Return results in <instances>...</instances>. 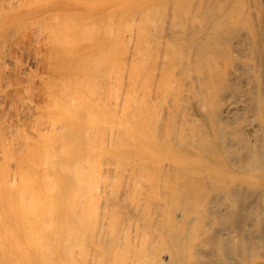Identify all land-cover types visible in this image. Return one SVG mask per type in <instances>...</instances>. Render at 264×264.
<instances>
[{
  "label": "bare ground",
  "instance_id": "1",
  "mask_svg": "<svg viewBox=\"0 0 264 264\" xmlns=\"http://www.w3.org/2000/svg\"><path fill=\"white\" fill-rule=\"evenodd\" d=\"M168 1L171 2V0H168ZM181 1L182 0L178 1L179 2L178 3L174 0V2L172 1L173 3L169 2L167 4V0H13V1L12 0L11 1L10 0H0V32H1L0 33V37H1L0 41L5 39V38L9 39L10 37H8V35H6L7 37H5V38H3V37L5 36V34H9V36H10L12 34L11 32H13V34H14V29L16 32V30H18V29L20 30L21 27L24 28V26L26 27V25L30 27L31 22L32 23H31L30 29H32L33 23L38 24L37 26L41 27L39 29V32L41 29H43V31H44V32H40L39 36L41 34H42V36H43V34L46 35V41L47 42L46 41H44V42L47 45H49L48 47H50V49H48V50H50L51 53H49V51H48L47 54L49 53L51 55L50 58L52 57V63H50L51 74L53 73L52 71H55V73L60 74V75L56 74V76L54 78H50L49 81H47L49 83L46 82L48 85L45 84L46 85L45 87L48 86L47 87L48 89H46V92L44 91V93L46 94L47 90H49L47 93L48 97H46L48 99L46 100L47 103H44L45 106L43 105L44 108L42 109V112L44 114L41 116V113L38 112V115L40 114V117L38 116L39 117L38 118L35 116L36 119H34L35 121L33 120L35 123L32 127V131L34 130L33 132L28 129L30 132H27V134H25L24 132L26 131V129L23 132L22 131L23 129H18V127H16V129H18V130L11 128L12 126L9 125L10 121H8L9 124H7V125L5 124V125H6V127L8 126L9 132H7V134L9 135L10 133H12V136L10 134L11 138L10 139H8V137L6 138L7 134L5 132H3L6 128L5 125H3L5 128L2 131H0L3 134L4 133L6 134L5 136L0 135L1 136L0 137V264H89V263L90 264H151V263L154 264L157 260H160L159 250H156L157 247H155L156 249L155 248L153 249L154 246H151L153 244L152 242L155 241L156 239L154 240V236L152 235L153 230L152 231L148 230V227H149L150 223H155L154 221H157V223L158 222L161 223V221H163V222L168 221L167 220V205H168L167 200H168V198L170 199V197L167 198V192H168V190H167V188H168L167 177L169 174V173H167V166H168L167 165V148H168L167 147V125H168V123H167L168 122V120H167V118H168L167 117V105L169 106V108H172V107H170V106H172V104L171 105H169V104L171 102L173 104L175 103L173 105V111H174V114L177 115V111H178L177 108L180 105V102L182 103V101H183V100L181 101V99L183 98L184 95H187V94H189L188 92H190L189 88H188V87H190V84H188V83H190L192 81V77H193V80L195 79V77H194L195 75L190 77V71L191 70L188 66L189 65L188 63H190V62H186L188 60V58L186 57L187 58V60H186V58L184 56V52L186 53V50H183L180 48L178 49V47L181 46L180 43L183 42L182 41L183 39L182 40L180 39L181 41L179 40L180 46H176L177 47L176 48L173 45L176 40H173L174 41L173 44H172V42H170L171 43L170 44V43H168L169 41H167L168 37L166 38V36H165V38H166L165 40L160 38L163 29L166 28L168 30V27L166 26L167 20H169V17H168L169 14H171V13L173 14V12H170L171 10H173L172 9L173 7H174V9H176L175 11L173 10L176 14V15H174V14L173 15L176 17H174V16L172 17V14L170 15L171 16L170 17L171 22L173 20L172 25H170L171 24L170 20L168 21V25L171 26V28L169 27V29H171V30H172V28L178 29L182 25L181 28L184 31V26L182 23L185 22V20H186L185 18H187L186 21H189V23H190V19H188V18H191L190 16L193 13L195 14L194 17H197L198 14L196 15V12L198 10H195L196 12L193 11V13H190V14L187 13V12H190L189 9H191V6H193V3H191V0H188L191 3V6H189L190 4L188 2L186 4L184 0L182 1L183 4L185 3L186 6L189 4L187 6L188 7L187 11L184 10L186 7L182 6L183 4L181 3ZM195 1H197L199 3V1H201V0H199V1L195 0ZM202 1H204V0H202ZM210 1H212V0H210ZM235 1H238V0H235ZM239 1L242 2L243 0H239ZM253 1H251V2H253ZM197 2H194V3L197 4ZM222 2H225V0H223ZM222 2H220V4ZM247 2H248V0H247ZM205 3H206V0H205ZM238 3L236 2L235 4L242 5L241 3H239V4ZM174 4H176V8H175ZM196 4H195V8H193V10L199 9L198 7H200L201 11L205 9V8L202 9L204 7V6L202 7V4L200 6L197 5L198 7H196ZM210 4L212 5L213 3H210V2H209V4L207 3L208 7L210 6ZM229 4H230V2H229ZM221 5L223 6V3ZM240 5L236 6V7L240 8L241 7ZM252 5H255V4H252ZM169 6L171 7V9L168 12ZM227 6L229 7L230 5H227ZM179 7H180L181 11H180ZM182 7H184V8L182 9ZM256 7L257 6H255V8ZM209 8H211V7H209ZM213 8L220 9L222 7L219 8V7L213 6ZM248 9L250 11H252L250 9V7H248ZM182 10H184V15L185 14H186V16L189 15V17L184 18L183 16H181L180 13L183 15ZM237 10L239 12L242 11V9L241 10L236 9V11ZM178 11H179V13H177ZM213 11H212V13H213ZM216 11H218V10H216ZM224 11H226V10H224ZM231 11H233V10H231ZM231 11L228 12V15L225 14L226 17L225 16L223 17V18H227V16H228L230 18V20L228 18H227L228 20L225 19L227 22L224 20L227 24H228V21H229V23L231 22L230 24H233L232 22H234V21H232V17L230 16ZM236 11H235V13H236ZM191 12H192V10H191ZM205 12H206V10H205ZM209 12H210V10H209ZM202 13H204V12H202ZM255 13H256V11H255ZM255 13H254V15H256ZM199 14L201 15L200 11H199ZM207 14H208V11H207ZM239 14L240 13L235 14L236 17L233 16L234 20H236L235 18H238L237 15H239ZM249 14H251V13H249ZM249 14L247 12V15H249ZM177 15H178V17L179 16H181V17L178 18ZM202 16H203V14L200 16L201 18L199 17L201 20L203 18H205ZM221 16H222V13H221ZM242 16H244V15H242ZM245 16H246V14H245ZM253 16H251V17H253ZM192 17H193V15H192ZM251 17L250 18L248 17L249 18L248 19L246 16V18L248 20H250ZM258 17H259V14H258ZM166 18H167V20H166ZM180 18L183 20L185 19V20L183 21ZM241 19H242V17L239 19L241 22L244 21L243 20L244 18L242 20ZM28 20H30V21H28ZM165 20H166V22H165ZM192 20L193 19H191V21ZM27 21H28V23L29 22L30 23L27 24ZM205 21H206V19H205ZM221 21H222V18H221ZM196 22L197 21L195 20V23ZM215 22L218 23L216 20H215ZM223 22L221 24H223ZM189 23H188V25H189ZM202 23L199 22L200 25H203ZM257 23L260 24V22H257ZM162 24L163 25L165 24L166 27L163 26ZM204 24H205V22H204ZM227 24H226V26H227ZM238 24H239V21H238ZM241 24H243V22ZM252 24H254V23H252ZM255 24H256V22H255ZM212 25H213V23H212ZM234 25H236V23ZM244 25L247 26L248 24L246 25L244 23ZM37 26L36 25L33 26V27H36L35 30L38 28ZM162 26L164 27L163 29H162ZM220 27H222V26H220ZM239 27H241V26H239ZM239 27H237V28H239ZM251 27L254 28L255 26H251V24H250V30L252 29ZM185 28L187 29V27H185ZM213 28H215V27H213ZM227 28H228L227 29L228 31L230 28L232 29V27H227ZM166 29L164 31H166ZM211 29H212V27H211ZM225 29H226V27H225ZM231 29H230V31H231ZM240 29H238V30H240ZM244 29H243V31H244ZM254 29H257V27ZM28 30H29V28H28ZM33 30H34V28H33ZM33 30H32V32H33ZM219 30H218V32H219ZM222 30H224V29H222ZM234 30H232L233 34H234ZM247 30L249 31L248 27H247ZM25 31H27V30H25ZM164 31H163V33H164ZM191 31H192V29H191ZM21 32H22V28H21ZM35 32H38V29ZM259 32L260 31H258V33ZM195 33H193V35ZM35 34L38 35V33H35ZM173 34H175V33H173ZM181 34H182V32H181ZM36 35H33L32 39L38 37ZM163 35L164 34H162L161 37H163ZM176 35H178V33H176L175 36ZM229 35L231 37L230 32H229ZM170 36H172V35H170ZM218 36H220V35H218ZM235 36H237V34ZM254 36H253V38H254ZM205 37H207V36H205ZM221 37L223 38V36H221ZM225 37H226V35L224 36V39L227 40V38L229 36L227 38H225ZM230 37H229V39L233 40V36H232V38H230ZM190 38H191V36H190ZM254 40H256V39H254ZM40 41H42V40H40ZM178 42L176 41L175 44H178ZM215 42L216 41L214 40V43ZM217 42H219L218 39H217ZM1 43L2 42H0V44ZM3 43L5 45V41ZM3 43L1 46L4 48ZM198 43H199V41H198ZM214 43H210V44H214ZM169 44L171 45V47H174V48L171 49ZM210 44H209V47H210ZM218 44L216 43V45H218ZM229 45H230V42H229ZM2 47H0V54H1V51L4 50ZM160 47L163 50V54L161 53V55H159L160 53L159 54L157 53V50H160L159 49ZM168 47H170V49H171V50L169 49V51L171 52V55L168 53L169 52L167 49ZM204 47H205V45L203 46V48ZM259 47H261V46H259ZM190 48L192 50L194 48V46H193V48L192 47H190ZM210 48H213V47H210ZM220 48H221V46H220ZM224 48H223V50H224ZM254 48H253V50H256ZM174 49L183 50L184 52L181 51L182 52L181 53V52H178L177 50H174ZM231 49H229V47H227V51L229 50V52H230ZM198 50L200 51V49H198ZM216 50H218V49H216ZM199 51H197V52H199ZM259 51H260V49H259ZM263 51H264V48H263ZM2 52H4V51H2ZM160 52H161V50H160ZM193 52H195V51L193 50ZM222 52H225V50ZM222 52H221V54H222ZM167 53L170 55V58H171L170 65L172 66L171 69H169L170 67L168 68L169 70H171V71L168 70V73H167V62L170 61V58L167 56ZM192 53L191 54L189 53L190 55H188V56H191ZM252 53L255 55L254 52H252ZM258 53L259 52H257V54ZM3 54H5V53H2L1 55H3ZM210 54H208V56ZM223 54H225V53H223ZM226 54L229 57L228 52ZM245 54L246 53H244V55ZM218 55L219 54L217 53L216 58ZM246 56H248V55H246ZM246 56H245V58H246ZM167 57H168L169 61H167ZM214 57H215V55H214ZM219 57L220 56H218V58ZM234 57H236V56H234ZM257 57L258 56L256 55V58ZM216 58L213 60L217 61L216 62L218 64L217 66H219L218 62L220 60L218 59L219 60L218 61V60H216ZM222 58H220V59L222 60ZM251 58H252V56H251ZM236 59H237V57L234 58L233 59L234 61L232 60V62L235 63ZM191 60L192 59H190V61ZM241 60L243 61L244 59H241ZM203 62H204V59H203ZM229 62H230V59H229ZM249 62H250V60H249ZM186 63H187V65H186ZM261 63H262V61H261ZM226 64L230 65L227 62H226ZM243 64L246 65L245 62ZM199 65H200V63H199ZM247 65H248V63H247ZM186 66H188V67H186ZM210 66L213 67V65H210ZM222 66H223V64H221L219 67H222ZM196 67H197V65H196ZM257 67H258V64H257ZM225 68H222V69L220 68V69L223 70ZM254 68H256V67H254ZM260 68H261V66H260ZM234 69H235V67H234ZM258 69H259V67H258ZM221 70H220V72H221L220 74H222ZM195 71H197V70H194V73H195ZM211 71H212V69H211ZM261 71H262V69H261ZM176 72H177L176 75H179L182 73L181 74L182 78H180V79H182V81L180 80V82H182V83L180 84V82H179L180 85L178 87H174L172 85L174 87L173 88L171 86L172 83L169 84V82L173 81V80H171V78L173 79V76ZM178 72H180V73H178ZM192 72H193V70H192ZM206 72L208 74V71H206ZM55 73H53V74H55ZM227 73H229V72H227ZM227 73H224V74H227ZM224 74H222V75H224ZM260 74H261V72H260ZM217 75H219V70H218ZM249 75H251L250 72H249ZM261 75H264V74H261ZM212 76L213 75H211V77ZM198 77H200V76H198ZM222 77H224V76H222ZM225 77H226V75H225ZM167 79H168V81L170 79V81L167 82ZM187 79H190L191 81L188 82ZM212 80H214V79H212ZM196 81L198 82V80H196ZM196 81H193V82H196ZM214 81H217V80L215 79ZM174 82H176V81H174ZM193 82H191V83H193ZM218 82L221 83L220 80H218ZM196 83H195V85H196ZM215 83L216 82H214V84ZM224 83H225V81H224ZM214 84H213V86H214ZM236 84L237 83H235V85ZM216 85L217 84H215V86ZM191 86H193V85H191ZM207 86H208V84L205 87H207ZM209 86H210V84H209ZM211 86H212V84H211ZM215 86H214V88L216 89ZM222 86H223V84H222ZM249 86H250V84H249ZM258 86H259V83H258ZM199 87H201V86H199ZM231 87H233V86H231ZM254 87H255V85H254ZM222 88H224V87H222ZM209 89H211V87ZM228 89L229 88L225 89L226 92H228L227 91ZM192 90H193V88H192ZM23 91H25V89ZM28 91H29V89H28ZM211 91H209V92H211ZM253 91H255V90H253ZM213 92H215V91H213ZM234 92L235 91H233V93ZM260 92H262V91H260ZM223 93H225V92H223ZM170 95L172 96L171 98H173L174 100H171V98H170L169 100H171V101L167 102V97ZM212 95H213V93H212ZM212 95H211V97H212ZM234 95H235V93H234ZM201 96H203V95H201ZM241 97H243V96H241ZM21 98L24 99L23 97H21ZM21 98L19 99V101L21 100ZM189 98H190V96H189ZM230 98H231V96H230ZM237 98H238V96H237ZM256 98H257V96H256ZM223 99L224 98H222V100ZM253 99H251V100L253 101ZM22 101L28 102L29 100H22ZM223 101H225V99ZM240 101L242 102V100H240ZM246 101L247 100H245V102ZM195 102H196V100H195ZM243 102H244V100H243ZM29 103L31 104V102H29ZM167 103H169V104H167ZM204 103H203V106H205ZM220 104H222V103H220ZM21 105H22V103H21ZM24 105L26 106V104H24ZM199 105H201V104H199ZM237 106H238L237 99L228 103L226 105V107L224 106L225 107L224 110H225V112H227L225 115L228 114V111L231 108L237 107ZM21 107L22 106H20V108ZM40 107H42V106H40ZM248 107H250V106H248ZM184 108H185V106H184ZM252 108H253V104H252ZM18 109H17V111L19 112ZM24 109H26V108H24ZM24 109H22V110H24ZM28 109H29V107H28ZM216 109H218V108H216ZM233 109H236V108H233ZM39 110L40 109H38V111ZM170 110H172V109H170ZM185 110H183V111H185ZM187 111H185V112H187ZM20 112L22 113V111H20ZM185 112H183V113L181 112L179 119L176 116V120L177 121L179 120L178 125L182 126L184 123H190V120H191V122H193V120H194V122H196V121L199 122L200 119L195 120L196 119V118H194L195 115L192 116V114L190 113L192 111L188 112L191 115H188V113H185ZM225 112L223 111V114ZM231 112L233 113V115L235 114L233 111H231ZM239 112H240V108H239ZM256 113L258 114L257 111H256ZM24 115H25V113H24ZM225 115H224V117L228 116V115L227 116H225ZM235 115H237V114H235ZM251 115H253V114H251ZM203 116H204V114L202 115V117ZM205 116H207L206 113H205ZM172 117H173V112H172ZM224 117H222L218 121H221ZM19 119H21V117ZM217 119L218 118H216V120ZM172 120H175V117H174V119L172 118ZM188 120H189V122H188ZM226 120H227V118H226ZM234 120H236V119H234ZM244 120H245V118H244ZM4 122H3V124H4ZM16 122H17V120H16ZM171 122L174 124L173 128L175 130V122H173V121H171ZM194 122H193V124H194ZM251 122H253V121H251ZM213 123L215 124V122H213ZM32 124H33V122H32ZM227 124H229V123H227ZM16 125H17V123H16ZM21 125H23V124H21ZM3 126H1L0 128H3ZM215 126H217V125H215ZM233 126L234 125H232V127ZM235 126H236V124H235ZM237 126H238V123H237ZM176 127H177V124H176ZM250 127H251V129L252 128L256 129V128H254L255 126H253V127L250 126ZM19 128H21V127H19ZM225 128H226V126H225ZM30 129H31V127H30ZM227 129H229V128H227ZM248 129L250 130V128H248ZM19 130H21L23 132V134H22V132L20 133ZM196 130H197V128H196ZM216 130L218 132V130H220V129L217 128ZM236 130H237V128H236ZM5 131H7V130H5ZM250 131H252L253 133L255 132L253 130H250ZM31 132L33 133V135ZM223 132L221 134H223ZM231 133H232V135L234 134L233 132H231ZM240 133L242 135H244L242 132H240ZM203 135H205V134H203ZM207 135H208V133H207ZM232 135L230 134V136H232ZM239 135L240 134H238V136ZM259 135H261V133ZM198 136H197V138H198ZM236 136H237V134H236ZM236 136L233 137L234 138L233 141H235ZM251 136H253V135H251ZM243 137L244 136H242L241 138H243ZM248 137H249V135H248ZM202 138H204V136ZM220 138H221V136H220ZM246 138H247V135H246ZM254 138H256V137H253L252 139H254ZM260 139H259V141H260ZM245 140H248V139H245ZM245 140L243 138L244 142H245ZM230 141L232 142V140H230ZM243 141H241L240 144ZM218 142H220V141H218ZM181 143H182V141H181ZM248 143L251 144V142H249V141H248ZM252 143H254V141ZM174 144H175V142H174ZM250 144H248V145H250ZM223 145H224V143H223ZM243 145H244V143H243ZM261 145H262V142H261ZM215 147H216V145H215ZM229 147L231 148V146H228V148ZM233 150L235 151V149H232V151ZM223 151H225V150H223ZM236 151H237V149H236ZM238 152L236 153L237 155H238ZM171 153H173V152H171ZM232 153H234V152H232ZM242 153H244V152H242ZM240 154L241 153H239L238 156H240ZM248 155H249V153L247 152V156ZM176 156L178 157V155H176ZM227 156L230 158V153ZM234 156L236 157L235 153H234ZM242 156L244 157L245 154H242ZM201 158H202L201 159L202 161L203 160L205 161V159L203 157H201ZM195 159H196V161L199 160L197 158H195ZM206 159H207L206 162L210 161V159H208V158H206ZM201 160H200V162H202ZM230 160H231V158H230ZM240 160H241V158H240ZM212 161L213 160H211V163H212ZM203 162H202V164H203ZM240 162H242V160ZM174 163H176V162L174 161ZM235 163H237V162H235ZM262 164H264V163H262ZM236 165L238 166V164H236ZM176 167H178V166H176ZM239 167H241V166H239ZM203 168H204V166L202 167V169ZM202 169H201V171H202ZM254 170H256V169H254ZM168 171H170V170H168ZM178 171H179V169H178ZM187 171H189V170H187ZM208 174H210V173L208 172ZM212 174H213V172H212ZM214 175H215V172H214ZM182 176H184V175H182ZM191 176H193V175H191ZM259 176H262V175L259 174ZM178 178H180V177H178ZM224 178H225V176H224ZM177 179H176V182H177ZM197 179H198V177H197ZM227 179H228V177H227ZM188 180H190V179H188ZM216 180H218V179H216ZM224 180H226V179H224ZM182 181H183V179H182ZM236 182H239V181H236ZM170 183H173V182H170ZM179 183H180V181H179ZM204 183H205V181H204ZM215 183H217V182H215ZM244 183H245V181H244ZM177 184H178V182H177ZM223 184H225V183H223ZM191 185H193V183ZM182 187H184V186H182ZM207 187H208V184H207ZM218 187H221V185ZM193 188H192V190H193ZM204 189H206V188H204ZM239 189H242V188H239ZM211 190H213V189H211ZM237 190H238V188H237ZM257 191H258V189H257ZM170 192H172V191H170ZM189 192L192 193L195 191H191V188H190ZM214 192L217 193V191H214ZM233 192H235V191L233 190ZM196 193H197V191H196ZM241 193H242V191H241ZM184 196H186V195H184ZM239 196H240V194H239ZM220 198H222V197H220ZM251 198H250V200H251ZM186 200H187V198H186ZM186 200H185V202H187ZM174 201H176V200H174ZM188 201H189V199H188ZM215 203H217V202H215ZM244 203H246V202H244ZM184 204H186V203H184ZM208 204H207V206H208ZM174 205H176V204H174ZM220 206H222V202L219 205V208H221ZM226 206H227V204H226ZM188 207H190V206H188ZM199 207H200V205H199ZM225 207H222V208H224V210H225ZM241 207H243V206H241ZM193 208H195V207H193ZM203 208H205V207H203ZM173 209H175V208H173ZM216 209H217V207H216ZM240 209H242V208H240ZM182 210H185V209H182ZM198 210H199V208H198ZM262 210H263V207H262ZM204 211H206V209H204ZM218 211H219V209H218ZM178 213H179V211H178ZM222 213H223V211H221V213L219 215H222ZM230 213L228 212V214H230ZM185 214H186V212H185ZM226 214H227V212H226ZM234 215H237V214H234ZM184 218H185V216H184ZM202 218H204V216H202ZM222 218H224V216ZM222 218H220V219H222ZM231 218H232V216H231ZM140 219H141V221H140ZM177 219L179 220V218H177ZM181 220H182V218H181ZM239 220H241V219H239ZM170 221H171V219H170ZM218 221H219V218H218ZM197 222H200V220ZM214 222L216 223V221H214ZM219 222L221 224V221H219ZM139 223L142 224L141 227H143V229L140 227ZM146 223H148V226ZM173 223H175V221ZM230 223H229V225H230ZM143 224H144V226H143ZM189 224H191V223H189ZM196 224L197 223L195 221V225ZM157 225H155V226H157ZM213 225H214V223H213ZM198 226H199V224H198ZM214 226H216V225H214ZM190 227H191V225H190ZM210 227H212V226H210ZM140 228L143 230L142 233L140 232ZM170 228H168V229H170ZM205 228H208V227H205ZM205 228L203 227L201 229H205ZM219 228H220V226H219ZM178 231H179V229H178ZM181 231H182V229H181ZM207 231H209V230H207ZM212 232H213V230H212ZM236 232H237V230H236ZM161 233L157 234L158 237L161 236L160 239L163 236H165V234H163V231ZM170 233H171V231H170ZM254 233H255V231L252 233L250 231L249 235H251V234L253 235ZM230 234H231V236L234 235L233 233L229 232V235ZM244 234H245V232H244ZM154 235H155V233H154ZM189 235H191V234H189ZM226 235H228V234H226ZM228 236H227V238L229 239ZM237 236L235 235V237H237ZM152 237H153V239H152ZM223 237H224V235H223ZM156 238H157V236H156ZM163 238H165V237H163ZM169 238L170 237L168 235V239ZM179 238L181 241V238H183V237L180 236ZM200 238L202 239V236ZM160 239H159V241L161 243L162 239L161 240ZM168 239H166V240H168ZM189 239H188V241H189ZM235 239H233V240H235ZM233 240H231L230 242H232ZM171 241H173V240H171ZM249 241L250 240H248L247 242L249 243ZM162 242H163V240H162ZM178 243H179V241H178ZM194 244L196 245V243H194ZM134 245L137 247L135 248ZM149 245L152 248L148 247ZM153 245H155V243ZM174 245H175V241H174ZM177 245L179 246V244H177ZM197 245H198V243H197ZM203 245H204V242H203ZM222 245H223V243H222ZM228 245H230V244H228ZM238 245H239V243H238ZM167 246H168V242H167ZM193 246L194 245H192V248H193ZM171 248H173V247H171ZM195 248H196V246H195ZM206 248H208V247H206ZM209 248H211V247L209 246ZM237 248H238V246H237ZM246 248H248V247H246ZM147 249L148 250L152 249L151 251L154 250V252H151V251L148 252ZM167 249H168V247H167ZM223 249H224V247H223ZM163 250H165V249H163ZM198 250H200V249H198ZM201 250H202V248H201ZM221 251H223V254L221 253L222 254L221 256L222 257L224 256V258L222 259L221 256H219L220 259L226 260V261L230 260V257H232L233 254L231 252H229L228 249L221 250ZM219 252H220V250H219ZM153 253L154 254L157 253L158 257L157 256L154 257ZM186 253H187V251H186ZM210 253H213V252H210ZM202 254H204V253H202ZM261 254H263V253H261ZM166 255H167V253H166ZM172 255H173V253H172ZM199 255H201V254H199ZM192 256L190 255V257H192ZM195 256H194V258H195ZM202 256H204V255H202ZM176 257H178V256H176ZM185 257H187V256L185 255ZM204 257H206V256H204ZM210 257L213 258V256H210ZM233 257H234V259L236 258L234 255H233ZM238 257L239 258L236 259L238 261L236 264H264V261H261L264 259V256L260 255L257 252L251 253L248 255L245 253L243 255H239ZM212 258L211 259L209 258V260H212ZM184 260H185V258H184ZM198 261H199V259H198ZM198 261H196V262H198ZM217 263L218 262L216 261V264ZM204 264H206V262Z\"/></svg>",
  "mask_w": 264,
  "mask_h": 264
},
{
  "label": "rangeland",
  "instance_id": "2",
  "mask_svg": "<svg viewBox=\"0 0 264 264\" xmlns=\"http://www.w3.org/2000/svg\"><path fill=\"white\" fill-rule=\"evenodd\" d=\"M11 1V0H10ZM13 1V0H12ZM174 2V0H171V2ZM176 2H178V1H180V0H175ZM183 1V0H182ZM181 1V3L183 4V2ZM185 1V3L187 4V2L190 4H188L189 6H191V3H193V6H191V9H189L190 10V12H187L188 14H190V13H193V11L194 12H196L195 10H198L197 12H196V15H197V17H194V13L192 14L193 15V17H192V15L190 16L191 18H188V19H190V23H189V21H186L187 20V18H185V17H189V15L188 16H186V14L184 15V10L185 11H187V9H188V5L186 6L185 5V3L182 5V6H185L186 8L184 9V10H182L183 12V15L180 13V15L181 16H183L185 19V22L187 23H185V22H183L182 24H183V26H184V31H183V29L181 28L182 27V25L177 29V28H175V29H173L172 28V30L171 29H169V27L171 28V26H169L168 25V21L170 20V15L172 14H169V20H167V18H166V20H167V27H168V30L166 29V28H164L163 26H165V24L162 26V29H163V31L166 29V31H164V33H163V31H162V33H161V36H162V34H164L163 35V37H161L160 36V38L161 39H163V40H165L167 37V41H169L168 43H170V42H172V44H173V40H176L177 42L181 39H183L182 41L183 42H181L180 43V41L178 42V44H175L176 43V41L174 42V46L176 47V46H180V47H178V49L180 48V49H183V50H186V53L183 51V50H178V49H174V50H177L178 52H184V56H185V58L187 57L188 58V60H187V58H186V62H190V63H188L189 65V68H190V77H192V76H194L195 77V79L196 80H198V82L194 79L193 80V77H192V81L190 80V79H187V81L188 82H193V81H196V82H193V83H188V84H190V87H188L189 88V91L190 92H188L189 94H187V95H184L183 96V98L181 99V101H182V103L180 102V105L178 106V108H177V110L179 111H177V115L176 114H174V111H173V105L175 104H173L172 102L169 104V103H167V104H169V105H171L172 104V106H170V107H172V108H169V106L167 105V120H168V125H167V173H169L168 174V177H167V186H168V188H167V190H168V192H167V198L168 197H170V199L168 198V202H167V220L170 222H168V221H165V222H163V221H161V223L160 222H158L157 223V221H154L155 223H150L149 224V227H148V230H153L152 231V235L154 236V240L155 241H153L152 243L154 244L155 243V245H153L152 243V245L151 246H154L153 247V249L155 248V247H157V249L156 250H159V253H160V260H157L154 264H204L205 262H206V264H216V261L218 262L217 264H236L238 261L236 260V259H238L239 257V255H243V254H251V253H259L260 255H262V256H264L263 254H264V164H262V163H264V75H261V74H264V51H263V48H264V0H248V2H247V0H243L242 2H240L239 0L238 1H235V0H225V2H222L221 0H212V1H210V0H206V3H205V0L204 1H199V3L197 2V1H193V0H191V3L187 0H184ZM251 1H253V2H251ZM170 1H168L167 0V4L169 3ZM170 2V3H171ZM172 2V3H173ZM175 2V3H176ZM194 2H197V4L196 3H194ZM201 2V3H200ZM209 2L210 3H213L212 5L214 6V7H222V8H220V9H216V8H213V6L210 4V6L209 7H211V8H209L208 7V5H207V3L209 4ZM215 2V3H214ZM220 2H222L223 3V6L220 4ZM229 2H230V4H229ZM232 2V3H231ZM241 3L242 5H240L239 3V5L242 7H236V6H239V5H237V4H235V3ZM255 2V3H254ZM14 3V2H13ZM179 3V2H178ZM217 3V4H216ZM226 3V4H225ZM195 4H196V7H198V6H200L201 4H202V9H204V10H200V7H198L199 9H194L193 10V8H195ZM205 4V5H204ZM219 4V5H218ZM252 4H255V5H252ZM170 5V4H169ZM173 5V4H172ZM175 5V8H176V4H174ZM198 5V6H197ZM207 5V6H206ZM218 5V6H217ZM227 5H230L229 7L227 6ZM232 5V6H231ZM168 6V5H167ZM181 6V5H180ZM250 7V9L252 10V11H250L249 9H248V7ZM255 6H257L256 8H255ZM173 7V6H172ZM208 7V8H207ZM253 7V8H252ZM169 9H168V12L170 11V9H171V7L169 6L168 7ZM184 7H182V9H183ZM190 8V7H189ZM174 11L176 10V9H174V7L172 8ZM179 9H180V7H179ZM208 9V10H207ZM218 10V11H216V10ZM228 9V10H227ZM233 10V11H231V10ZM236 9H242V11H236ZM173 10H171L170 12H173V14L174 15H176L175 14V12L173 11ZM188 10V11H189ZM191 10H192V12H191ZM205 10H206V12H205ZM209 10H210V12H209ZM224 10H226V11H224ZM254 10V11H253ZM180 11H181V9H180ZM199 11L201 12V15L203 14V16L202 17H205V18H203L202 20L200 19L201 17V15L199 14ZM207 11H208V14H207ZM212 11H213V13H212ZM225 13H224V12ZM229 11H231V17H232V21H236L235 23H236V25H234L235 23L234 22H232L233 24H230L229 23V21H228V24L226 23L227 21L226 20H230V18L227 16V18H223L224 16L226 17V15L225 14H227L228 15V12ZM235 11H236V13H235ZM250 11V12H249ZM255 11H256V13H255ZM202 12H204V13H202ZM218 12V13H217ZM247 12H248V14L249 13H251V14H249V15H247ZM253 12V13H252ZM177 13H179V11L177 12ZM186 13V12H185ZM216 15H215V14ZM221 13H222V16H221ZM238 13H240L239 15H237L238 16V18H235L236 20H234V17H236L235 16V14H238ZM254 13L256 14V15H254ZM172 14V17L174 16ZM211 14V15H210ZM230 14V13H229ZM245 14H246V16H247V18L249 17H251V16H257L258 17V14H259V17L257 18H255L254 16L253 17H251V19L250 20H248L247 18H246V16H245ZM253 14V15H252ZM208 15V16H207ZM215 15V16H214ZM242 15H244V16H242ZM181 16H179V17H181ZM220 16V17H219ZM234 16V17H233ZM174 17H176V16H174ZM177 17H178V15H177ZM178 17V18H179ZM182 17V18H183ZM200 17V18H199ZM211 17V18H210ZM242 17V19L244 20V21H242L243 22V24H241L242 22L239 20L240 18ZM195 18V19H194ZM210 18V19H209ZM221 18H222V21H221ZM261 18V19H260ZM172 19V18H171ZM181 19V18H180ZM191 19H193L192 21H191ZM205 19H206V21H205ZM208 19V20H207ZM226 19V20H225ZM241 19V20H242ZM166 20H165V22H166ZM181 20H183V19H181ZM183 20V21H184ZM195 20L197 21L196 23H195ZM201 20V21H200ZM214 20V21H213ZM215 20L218 22V23H216L215 22ZM219 20V21H218ZM226 22H225V21ZM252 20V21H251ZM28 21H30V20H28ZM28 21H27V24H29L28 23ZM208 21V22H207ZM224 21V22H223ZM238 21H239V24H238ZM172 22H173V20H172ZM172 22H171V20H170V25H172ZM175 22V21H174ZM178 22V21H177ZM182 22V21H181ZM199 22L200 23H202L203 25H200L199 24ZM204 22H205V24H204ZM213 23V25H212V23ZM223 22V24H221ZM241 22V23H240ZM247 22V23H246ZM254 23V24H252V23ZM255 22H256V24H255ZM257 22H260V24L259 23H257ZM32 23V22H31ZM31 23H30V27L29 26H27L26 25V27L24 26V28L23 27H21L22 28V32H21V28H20V30L18 29V30H16V32H15V29H14V34H13V32H11L10 34V36H9V34H5V36L3 37V38H5V37H7L6 35H8V37H10L9 39L8 38H5V39H3V40H1L0 42H4L5 41V45H4V43H3V46H4V48L1 46L2 45V43L0 44V47H2L4 50H2V51H4V52H2L1 51V54L2 53H5V54H3V55H1L0 54V127L1 126H3V125H7V124H9V122L8 121H10V126H12L11 128H14V129H16V127H18V129H23L22 131L24 132L25 131V129H26V131L24 132L25 134H27V132H30V131H32V127H33V125L35 124L34 123V119H36V117H40V114L38 115V112L39 113H41V116L44 114L43 112H42V109L44 108V106H45V104L44 103H47V99L48 98H46V97H48V95H47V93H48V91L49 90H47V93L45 94L44 93V91L46 92V89H48L47 87H45L46 85L45 84H47V83H49V82H47V81H49V79L50 78H54L55 76H56V74H59V73H55V71H52L53 73H55V74H51V70H50V63H52V57L50 58V54L49 53H51V51L50 50H48V49H50V47H48L49 45H47L44 41H46V35H44L43 34V36H42V34L39 36V33L40 32H44L43 31V29H41L40 30V32H39V29L41 28V27H39V26H37L38 24H32V29H30L31 28ZM188 23H189V25H188ZM193 23V24H192ZM211 23V24H210ZM215 23V24H214ZM244 23L247 25V26H245L244 25ZM218 24V25H217ZM226 24H227V26H226ZM250 24H251V26H255L254 28H256L257 27V29H254L253 27H251L252 29L250 30ZM25 25V24H24ZM34 25H36L38 28V32H35L36 30H35V28L36 27H33ZM187 25V26H186ZM218 27H217V26ZM230 25V26H229ZM241 26V27H239V26ZM257 25V26H256ZM165 26V27H166ZM175 26V25H174ZM189 26V27H188ZM199 26V27H198ZM220 26H222V27H220ZM236 28H235V27ZM173 27V26H172ZM177 27V26H176ZM185 27H187V29L185 28ZM211 27H212V29H211ZM213 27H215V28H213ZM225 27H226V29H225ZM227 27H232V29H231V31H230V29H229V31L227 30L228 28ZM237 27H239V28H237ZM247 27H248V29H249V31L247 30ZM26 28V29H25ZM28 28H29V30H28ZM33 28H34V30H33ZM209 28V29H208ZM241 28V29H240ZM245 28V29H244ZM17 29V28H16ZM27 30V31H25V30ZM186 29V30H185ZM191 29H192V31H191ZM221 31H220V30ZM222 29H224V30H222ZM235 29V30H234ZM238 29H240V30H238ZM243 29H244V31H243ZM259 29V30H258ZM24 30V31H23ZM32 30H33V32H32ZM200 30V31H199ZM212 30V31H211ZM215 30V31H214ZM218 30H219V32H218ZM226 30V31H225ZM232 30H234V34H233V32H232ZM247 30V31H246ZM253 30V31H252ZM256 30V31H255ZM198 31V32H197ZM224 31V32H223ZM258 31H260L259 33H258ZM24 32V33H23ZM38 33V35H36L35 33ZM167 34H166V33ZM171 32V33H170ZM180 32V33H179ZM181 32H182V34H181ZM196 32V33H195ZM213 32V33H212ZM218 32V33H217ZM221 32V33H220ZM223 32V33H222ZM229 32H230V34H231V37H230V35H229ZM255 34H254V33ZM1 33V32H0ZM26 33V34H25ZM173 33H178V35H176L175 36V34H173ZM191 33V34H190ZM193 33H195L194 35H193ZM220 33V34H219ZM237 34V36H235L236 34ZM251 33V34H250ZM253 33V34H252ZM32 34V35H31ZM217 34V35H216ZM33 35H36V36H38V37H36V38H34V39H32V36ZM168 35V36H167ZM170 35H172V36H170ZM196 35V36H195ZM209 35V36H208ZM218 35H220V36H218ZM226 35V37L225 38H227L228 36L230 37V38H232V36H233V40H230L229 39V37L227 38V40L226 39H224V36ZM255 35V36H254ZM165 36H166V38H165ZM190 36H191V38H190ZM205 36H207V37H205ZM212 36V37H211ZM221 36H223V38L221 37ZM253 36H254V38H253ZM35 37V36H34ZM174 37V38H173ZM176 37V38H175ZM205 37V38H204ZM217 37V38H216ZM237 37V38H236ZM38 38V39H37ZM173 38V39H172ZM216 38V39H215ZM246 38V39H245ZM251 38V39H250ZM0 39H1V37H0ZM45 39V40H44ZM201 39V40H200ZM203 39V40H202ZM209 39V40H208ZM213 39V40H212ZM217 39L219 40V42H217ZM253 39V40H252ZM254 39H256V40H254ZM38 40V41H37ZM40 40H42V41H40ZM205 40V41H204ZM214 40L216 41L215 43H214ZM223 40V41H222ZM229 40V41H228ZM239 42H238V41ZM35 41V42H34ZM195 41V42H194ZM198 41H199V43H198ZM228 41V42H227ZM235 41V42H234ZM254 41V42H253ZM47 42V41H46ZM189 42V43H188ZM197 42V43H196ZM227 42V43H226ZM229 42H230V45H229ZM248 42V43H247ZM44 43V44H43ZM179 43H180V45H179ZM188 43V44H187ZM196 43V44H195ZM207 43V44H206ZM210 43H214V44H210ZM216 43L218 44V45H216ZM226 43V44H225ZM243 43V44H242ZM171 44V43H170ZM169 44V45H170ZM191 44V45H190ZM209 44H210V47H213V48H210L209 47ZM241 44V45H240ZM252 44V45H251ZM257 44V45H256ZM47 45V46H46ZM197 45V46H196ZM205 45V47L203 48V46ZM207 45V46H206ZM214 45V46H213ZM221 46V48H220V46ZM227 45V46H226ZM234 45V46H233ZM261 46V47H259V46ZM168 46V45H167ZM192 47L193 48V46H194V48L191 50V48L190 47ZM202 46V47H201ZM241 46V47H240ZM256 46V47H255ZM258 46V47H257ZM48 47V48H47ZM170 47H171V45H170ZM170 47H168L167 49H168V51H169V49H170ZM182 47V48H181ZM187 47V48H186ZM207 47V48H206ZM209 47V48H208ZM225 47V48H224ZM227 47H229V49H231L230 50V52H229V50L227 51ZM231 47V48H230ZM255 47V48H254ZM1 48V49H2ZM172 48H174V47H171V49ZM177 48V47H176ZM202 48V49H201ZM218 49V50H216V49ZM223 48H224V50H225V52H222V51H224L223 50ZM235 48V49H234ZM252 48V49H251ZM253 48L254 49H256V50H253ZM262 48V49H261ZM160 50H161V52H160V50H157V53L159 54V55H161V53L163 54V50H162V48L160 47L159 48ZM170 49V50H171ZM198 49H200V51L198 50ZM204 49V50H203ZM207 51H206V50ZM215 49V50H214ZM244 49V50H243ZM259 49H260V51H259ZM193 50L195 51V52H193ZM209 50V51H208ZM252 50V51H251ZM263 52H262V51ZM49 51V53L47 54V52ZM159 51V52H158ZM193 53H192V52ZM197 51H199V52H197ZM240 51V52H239ZM245 51V52H244ZM177 52V53H178ZM181 52V53H182ZM206 52V53H205ZM221 52H222V54H221ZM228 52V55H229V57L227 56V53ZM252 52H254L255 53V55L252 53ZM257 52H259L258 54H257ZM262 52V53H261ZM35 53V54H34ZM170 55H171V52L169 51L168 52ZM167 53V56L170 58V55ZM192 53V55L191 56H188V55H190V54ZM197 55H196V54ZM201 53V54H200ZM211 53V54H210ZM213 53V54H212ZM217 53L219 54L218 56H220L219 58H218V56H217V58H216V55H217ZM223 53H225V54H223ZM244 53H246L245 55H244ZM250 53V54H249ZM252 53V54H251ZM207 54V55H206ZM208 54H210L209 56H208ZM243 56H242V55ZM36 55V56H35ZM187 55V56H186ZM196 55V56H195ZM206 55V56H205ZM213 55V56H212ZM214 55H215V57H214ZM222 55V56H221ZM239 55V56H238ZM246 55H248V56H246ZM256 55L258 56L257 58H256ZM35 56V57H34ZM203 56V57H202ZM212 56V57H211ZM226 56V57H225ZM234 56H236L237 57V59L235 60V63L234 62H232V60L234 59V58H236V57H234ZM245 56H246V58H245ZM251 56H252V58H251ZM168 57H167V61H169V59H168ZM211 57V58H210ZM223 57V58H222ZM228 57V58H227ZM244 57V58H243ZM260 57V58H259ZM204 59V62H203V59ZM208 58V59H207ZM216 58V60H218L219 62V66L221 65V64H223V66L222 67H219V66H217L218 64L216 63L217 61H215V60H213V59H215ZM220 58H222V60L220 59ZM225 58V59H224ZM232 58V59H231ZM190 59H192L191 61H190ZM199 59V60H198ZM229 59H230V62H229ZM241 59H244L243 61L241 60ZM263 59V60H262ZM209 60V61H208ZM213 60V61H212ZM225 60V61H224ZM249 60H250V62H249ZM257 60V61H256ZM200 61V62H199ZM234 61V60H233ZM239 61V62H238ZM255 61V62H254ZM261 61H262V63H261ZM202 62V63H201ZM215 62V63H214ZM222 62V63H221ZM226 62L227 63H229L230 65H228V64H226ZM246 63V65H244L243 63ZM170 63H171V58H170V61L169 62H167V73H168V70L169 69H171V65H170ZM199 63H200V65H199ZM204 63V64H203ZM247 63H248V65H247ZM193 64V65H192ZM203 64V65H202ZM256 64V65H255ZM257 64H258V67H259V69H258V67H257ZM186 65H187V63H186ZM196 65H197V67H196ZM210 65H213V67L212 66H210ZM227 65V66H226ZM254 67H256V68H254ZM188 66H186V67H188ZM217 66V67H216ZM245 68H244V67ZM260 66H261V68H260ZM170 67V68H169ZM193 69H192V68ZM196 67V68H195ZM204 67V68H203ZM219 67V68H218ZM226 67V68H225ZM229 67V68H228ZM234 67H235V69H234ZM237 67V68H236ZM253 67V68H252ZM169 68V69H168ZM203 70H201V69ZM217 70H216V69ZM222 68H225V69H223V70H221ZM228 68V69H227ZM243 68V69H242ZM200 69V70H199ZM211 69H212V71H211ZM238 69V70H237ZM247 69V70H246ZM261 69H262V71H261ZM192 70H193V72H192ZM194 70H197V71H195V73H194ZM210 70V71H209ZM217 72H216V71ZM218 70H219V75H217V73H218ZM220 70L222 71V74H224V73H227V72H229V73H227V74H224V75H222V74H220L221 72H220ZM226 70V71H225ZM229 70V71H228ZM253 70V71H252ZM257 72H256V71ZM169 71H171V70H169ZM176 71V70H175ZM202 71V72H201ZM206 71H208V74H207V72ZM233 71V72H232ZM248 71V72H247ZM259 71V72H258ZM206 72V73H205ZM213 72V73H212ZM224 72V73H223ZM249 72H250V74L251 75H249ZM254 72V73H253ZM260 72H261V74H260ZM178 73H180V72H178ZM212 73V74H211ZM177 74V72L174 74V76H173V79L171 78V80H173L172 82L170 81V79H169V81H168V79H167V82H169V84L170 83H172L171 84V86L173 85L174 87H178L182 82H180V80L182 81V79H180V78H182V73L181 74H179V75H176ZM197 74V75H196ZM206 74V75H205ZM260 74V75H259ZM60 75V74H59ZM185 75V74H184ZM209 75V76H208ZM211 75H213L212 77H211ZM224 76V77H222V76ZM225 75H226V77H225ZM177 76V77H176ZM181 76V77H180ZM197 76V77H196ZM198 76H200V77H198ZM210 78H208V77ZM261 78H260V77ZM176 77V78H175ZM257 77V78H256ZM199 78V79H198ZM204 78V79H203ZM207 78V79H206ZM248 78V79H247ZM254 78V79H253ZM177 79V80H176ZM201 79V80H200ZM212 79H216L217 81H214V80H212ZM223 81H222V80ZM208 82H207V81ZM211 80V81H210ZM218 80H220L221 81V83H219L218 82ZM251 80V81H250ZM174 81H176V82H174ZM213 81V82H212ZM224 81H225V83H224ZM259 81V82H258ZM47 82V83H46ZM179 82H180V84H179ZM205 82V83H204ZM214 82H216L215 84H217L216 86H215V84H214ZM228 82V83H227ZM237 83L236 85H235V83ZM262 82V83H261ZM195 83H196V85H195ZM204 83V84H203ZM258 83H259V86H258ZM168 84V83H167ZM208 84V86H209V84H210V86L208 87H205L206 85ZM211 84H212V86H211ZM213 84H214V86L216 87V89L214 88V86H213ZM222 84H223V86H222ZM225 84V85H224ZM240 84V85H239ZM249 84H250V86H249ZM48 85V84H47ZM191 85H193V86H191ZM254 85H255V87H254ZM262 85V86H261ZM29 86V87H28ZM172 86V87H173ZM199 86H201V87H199ZM204 86V87H203ZM221 86V87H220ZM231 86H233V87H231ZM261 86V87H260ZM173 87V88H174ZM196 87V88H195ZM211 87V89H209ZM222 87H224L225 89H227V88H229L227 91L228 92H226V90L224 89V88H222ZM252 87V88H251ZM27 88V89H26ZM192 88H193V90H192ZM198 88V89H197ZM219 88V89H218ZM221 88V89H220ZM238 88V89H237ZM248 88V89H247ZM255 88V89H254ZM25 89V91H23ZM28 89H29V91H28ZM32 89V90H31ZM200 89V90H199ZM224 89V90H223ZM192 90V91H191ZM212 90V91H211ZM253 90H255V91H253ZM31 91V92H30ZM209 91H211L212 93H213V95H212V93L211 92H209ZM213 91H215V92H213ZM233 91H235L234 93H235V95H234V93H233ZM249 91V92H248ZM258 91V92H257ZM260 91H262V92H260ZM27 92V93H26ZM29 92V93H28ZM192 92V93H191ZM223 92H225V93H223ZM27 95H26V94ZM194 93V94H193ZM197 93V94H196ZM201 93V94H200ZM249 93V94H248ZM252 93V94H251ZM262 93V94H261ZM29 94V95H28ZM205 94V95H204ZM232 94V95H231ZM237 94V95H236ZM255 94V95H254ZM198 95V96H197ZM201 95H203V96H201ZM211 95H212V97H211ZM243 96V97H241V96ZM189 96H190V98H189ZM193 96V97H192ZM197 96V97H196ZM208 96V97H207ZM230 96H231V98H230ZM234 96V97H233ZM237 96H238V98H237ZM240 96V97H239ZM248 98H246V97ZM256 96H257V98H256ZM18 97V98H17ZM21 97H23L24 99H22ZM172 96L170 95V96H168L167 97V102H170L171 100H174L173 98H171ZM186 97V98H185ZM206 97V98H205ZM219 97V98H218ZM246 99H245V98ZM255 97V98H254ZM262 97V98H261ZM21 98V100L19 101V99ZM29 98V99H28ZM171 98V100H169ZM201 98V99H200ZM205 98V99H204ZM215 98V99H214ZM218 98V99H217ZM222 98H224L225 99V101H223L222 100ZM254 98V99H253ZM237 99V102H238V106L237 107H233V108H236V109H233V108H231L229 111H228V116L227 115H225L227 112H225V110H224V108L226 107V105L228 104V103H230L231 101H234V100H236ZM250 99V100H249ZM251 99H253V101L251 100ZM22 100H29L28 102L26 101H22ZM195 100H196V102H195ZM199 100V101H198ZM201 100V101H200ZM220 100V101H219ZM240 100H242V102L240 101ZM243 100H244V102H243ZM245 100H247L246 102H245ZM256 100V101H255ZM263 100V101H262ZM19 101V102H18ZM259 101V102H258ZM24 102V103H23ZM29 102H31V104L29 103ZM174 102V101H173ZM185 102V103H184ZM205 102V103H204ZM249 102V103H248ZM20 103V104H19ZM21 103H22V105H21ZM28 103V104H27ZM203 103H204V105L205 106H203ZM209 103V104H208ZM220 103H222V104H220ZM244 103V104H243ZM256 105H255V104ZM24 104H26V106L24 105ZM199 104H201V105H199ZM251 104V105H250ZM252 104H253V108H252ZM22 106L21 108H20V106ZM29 105V106H28ZM44 105V106H43ZM184 105L185 106V108H184V106L182 107V106ZM187 105V106H186ZM189 105V106H188ZM199 105V106H198ZM207 105V106H206ZM19 106V107H18ZM29 107V109H28V107ZM40 106H42V107H40ZM216 106V107H215ZM225 106V107H224ZM248 106H250V107H248ZM259 106V107H258ZM182 107V108H181ZM208 107V108H207ZM19 108V109H18ZM24 108H26V109H24ZM204 108V109H203ZM216 108H218V109H216ZM239 108H240V112H239ZM242 108V109H241ZM17 109L19 110V112L17 111ZM22 109H24V110H22ZM38 109H40L39 111H38ZM170 109H172V110H170ZM180 109V110H179ZM186 109V110H185ZM190 109V110H189ZM206 109V110H205ZM29 110V111H28ZM183 110H185V111H187V112H185V111H183ZM203 110V111H202ZM20 111H22V113L20 112ZM41 111V112H40ZM190 111H192V112H190ZM201 111V112H200ZM205 111V112H204ZM223 111L225 112L224 114H223ZM231 111H233L235 114H237V115H233V113L231 112ZM255 111V112H254ZM256 111L258 112V114L256 113ZM18 114H17V113ZM172 112H173V117H172ZM181 112L183 113V112H185V113H188V112H190L191 114H192V116H194V118H196L195 120H199V122L198 121H196V122H194V120H193V122H194V124H193V122H191V120H190V123L192 124H190V123H184L182 126H180V125H178V122H179V120L177 121L176 120V116H177V118L179 119L180 118V114H181ZM246 112V113H245ZM24 113H25V115H24ZM204 114V116L202 117V115ZM205 113H206V115L207 116H205ZM179 114V115H178ZM191 114H189L188 113V115H191ZM209 114V115H208ZM232 114V115H231ZM251 114H253V115H251ZM21 117V119H19L20 117ZM24 115V116H23ZM216 115V116H215ZM222 115V116H221ZM224 115L225 116H227V117H224ZM36 116V117H35ZM230 116V117H229ZM244 116V117H243ZM38 117V118H39ZM174 117H175V120H172V118L174 119ZM222 117H224L221 121H218V120H220ZM229 117V118H228ZM198 118V119H197ZM215 118V119H214ZM216 118H218L217 120H216ZM226 118H227V120L229 121H227L226 120ZM244 118H245V120H244ZM171 119V120H170ZM234 119H236V120H234ZM239 119V120H238ZM255 119V120H254ZM257 119V120H256ZM16 120H17V122H16ZM34 120V121H33ZM207 120V121H206ZM214 120V121H213ZM232 120V121H231ZM259 120V121H258ZM5 121V122H4ZM33 122V124H32V122ZM171 121H173V122H175V130H174V124L171 122ZM201 121V122H200ZM215 122V124L213 123V122ZM227 121V122H226ZM251 121H253V122H251ZM3 122H4V124H3ZM14 124H12V123ZM22 122V123H21ZM188 122H189V120H188ZM226 122V123H225ZM231 122V123H230ZM246 122V123H245ZM16 123H17V125H16ZM200 123V124H199ZM227 123H229V124H227ZM237 123H238V126H237ZM242 123V124H241ZM2 124V125H1ZM21 124H23V125H21ZM176 124H177V127H176ZM198 126H197V125ZM225 124V125H224ZM235 124H236V126H235ZM6 125H5V127H6ZM16 125V126H15ZM20 125V126H19ZM32 125V126H31ZM188 125V126H187ZM215 125H217V126H215ZM231 125V126H230ZM232 125H234L233 127H232ZM240 125V126H239ZM246 125V126H245ZM14 126V127H13ZM24 128H23V127ZM193 128H192V127ZM201 126V127H200ZM225 126H226V128H225ZM250 126H255L254 128H256V129H251V127ZM257 126V127H256ZM4 126H3V128H0L1 130L0 131H2L4 128H5ZM19 127H21V128H19ZM30 127H31V129H30ZM180 127V128H179ZM182 127V128H181ZM188 127V128H187ZM190 127V128H189ZM195 127V128H194ZM200 127V128H199ZM205 127V128H204ZM223 127V128H222ZM232 127V128H231ZM239 127V128H238ZM171 128V129H170ZM173 128V129H172ZM178 128V129H177ZM187 130H186V129ZM196 128H197V130H196ZM204 128V129H203ZM220 129V130H218V132H217V130L216 129ZM227 128H229V129H227ZM231 128V129H230ZM236 128H237V130H236ZM246 128V129H245ZM248 128H250V130H253V131H255L254 133L252 132V131H250ZM18 129H16V130H18ZM30 131H29V130ZM193 129V130H192ZM248 129V130H247ZM5 130H7V131H5ZM5 130L3 131V132H5L6 134H7V132H9L8 131V126L5 128ZM178 130V131H177ZM190 130V131H189ZM204 130V131H203ZM233 130V131H232ZM243 130V131H242ZM20 131V133L22 132L21 130H19ZM34 131V130H33ZM32 131V132H33ZM176 131V132H175ZM224 131V132H223ZM239 131V132H238ZM23 132H22V134H23ZM31 132V133H32ZM223 132V134H221ZM231 132H233L234 134V136H236V134H237V136H238V134H240L238 137L236 136L235 138V141H233L234 140V136L232 135V133ZM240 132H242L244 135H242ZM252 132V133H251ZM1 134V136H5L6 134L4 133H2V132H0ZM178 133V134H177ZM186 133V134H185ZM195 133V134H194ZM207 133H208V135H207ZM251 133V134H250ZM261 133V135H259ZM11 134V136H12V133H10ZM10 134L8 135H6V138L8 137V139H10L11 138V136H10ZM197 134V135H196ZM203 134H205V135H203ZM230 134L232 135V136H230ZM31 135V134H30ZM32 135H33V133H32ZM199 135V136H198ZM218 135V136H217ZM221 136V138H220V136ZM246 135H247V138H246ZM248 135H249V137H248ZM251 135H253V136H251ZM0 136V137H1ZM180 136V137H179ZM183 136V137H182ZM197 136H198V138H197ZM204 136V138H202ZM242 136H244L243 138H244V140L245 139H248V140H245V142L243 141V138H241ZM251 136V137H250ZM191 137V138H190ZM253 137H256V138H254V139H252ZM179 138V139H178ZM182 140H181V139ZM187 138V139H186ZM201 138V139H200ZM238 138V139H237ZM258 138V139H257ZM261 138V139H260ZM178 139V140H177ZM205 139V140H204ZM226 139V140H225ZM240 139V140H239ZM259 139H260V141H259ZM189 140V141H188ZM207 140V141H206ZM223 142H222V141ZM230 140H232V142L230 141ZM258 140V141H257ZM175 142V144H174V142ZM181 141H182V143H181ZM188 141V142H187ZM211 141V142H210ZM218 141H220V142H218ZM241 141H243L241 144H240V142ZM248 141L249 142H251V144L250 143H248ZM254 141V143H252ZM186 142V143H185ZM198 142V143H197ZM227 142V143H226ZM230 144H229V143ZM237 142V143H236ZM261 142H262V145H261ZM180 143V144H179ZM195 143V144H194ZM206 143V144H205ZM209 143V144H208ZM214 145H213V144ZM223 143H224V145H223ZM243 143H244V145H243ZM184 144V145H183ZM211 144V145H210ZM219 144V145H218ZM229 144V145H228ZM239 144V145H238ZM248 144H250V145H248ZM199 145V146H198ZM209 145V146H208ZM215 145H216V147H215ZM257 145V146H256ZM260 145V146H259ZM213 146V147H212ZM228 146H231V148L229 149L228 148ZM245 146V147H244ZM204 147V148H203ZM210 147V148H209ZM233 147V148H232ZM247 147V148H246ZM228 148V149H227ZM254 148V149H253ZM208 149V150H207ZM214 149V150H213ZM232 149H235V151L233 150L232 151ZM236 149H237V151H236ZM261 149V150H260ZM171 150V151H170ZM173 150V151H172ZM203 150V151H202ZM211 150V151H210ZM216 150V151H215ZM223 150H225V151H223ZM230 150V151H229ZM249 150V151H248ZM176 153H175V152ZM234 152L235 153V155H236V157L234 156V153H232V152ZM239 151V152H238ZM246 151V152H245ZM251 151V152H250ZM171 152H173V153H171ZM238 152V155H239V153H241L240 154V156H238L236 153ZM242 152H244V153H242ZM247 152L249 153V155L247 156ZM215 153V154H214ZM229 153H230V158H231V160H230V158L227 156V155H229ZM178 155V157L176 156V155ZM217 154V155H216ZM225 154V155H224ZM242 154H245V156L243 157L242 156ZM261 154V155H260ZM234 158H233V157ZM193 157V158H192ZM197 158V159H199V160H197L196 161V159L195 158ZM201 157H203L204 159H205V161L203 162L201 159ZM226 157V158H225ZM238 157V158H237ZM260 157V158H259ZM171 158V159H170ZM206 158H208V159H210V161H208V162H206L207 161V159ZM240 158H241V160H242V162H240L241 160H240ZM243 158V159H242ZM248 158V159H247ZM173 160V161H172ZM191 160V161H190ZM200 160L203 162V164H202V162H200ZM211 160H213L212 161V163H211ZM235 162H237V163H235ZM239 160V161H238ZM244 160V161H243ZM174 161L176 162V163H174ZM180 161V162H179ZM169 162V163H168ZM201 163V164H200ZM245 163V164H244ZM175 166H174V165ZM233 164V165H232ZM236 164H238V166L236 165ZM242 164V165H241ZM202 165V166H201ZM172 168H171V167ZM176 166H178V167H176ZM180 166V167H179ZM186 166V167H185ZM204 166V168L202 169V167ZM234 166V167H233ZM239 166H241V167H239ZM260 166V167H259ZM194 167V168H193ZM206 167V168H205ZM222 167V168H221ZM237 167V168H236ZM258 167V168H257ZM262 167V168H261ZM178 169H179V171H178ZM186 169V170H185ZM201 169H202V171H201ZM243 169V170H242ZM246 169V170H245ZM254 169H256V170H254ZM168 170H170V171H168ZM187 170H189V171H187ZM192 170V171H191ZM204 170V171H203ZM185 171V172H184ZM187 171V172H186ZM197 171V172H196ZM172 172V173H171ZM184 172V173H183ZM208 172L210 173V174H208ZM212 172H213V174H212ZM214 172H215V175H214ZM217 172V173H216ZM220 172V173H219ZM223 174H222V173ZM177 173V174H176ZM173 174V175H172ZM176 174V175H175ZM187 174V175H186ZM193 175V176H191V175ZM259 174L260 175H262V176H259ZM179 175V176H178ZM182 175H184V176H182ZM209 175V176H208ZM217 175V176H216ZM220 175V176H219ZM233 175V176H232ZM188 176V177H187ZM205 176V177H204ZM224 176H225V178H224ZM178 177H180V178H178ZM187 177V178H186ZM195 177V178H194ZM197 177H198V179H197ZM209 177V178H208ZM211 177V178H210ZM227 177H228V179H227ZM175 180H174V179ZM178 178V179H177ZM205 178V179H204ZM176 179H177V182H178V184H177V182H176ZM182 179H183V181H182ZM185 179V180H184ZM188 179H190V180H188ZM196 179V180H195ZM213 179V180H212ZM216 179H218V180H216ZM224 179H226V180H224ZM170 180V181H169ZM216 180V181H215ZM179 181H180V183H179ZM192 181V182H191ZM204 181H205V183H204ZM236 181H239V182H236ZM244 181H245V183H244ZM170 182H173V183H170ZM200 182V183H199ZM215 182H217V183H215ZM221 182V183H220ZM241 182V183H240ZM170 183V184H169ZM190 183V184H189ZM193 183V185H191ZM220 183V184H219ZM223 183H225V184H223ZM173 184V185H172ZM195 184V185H194ZM202 184V185H201ZM207 184H208V187H207ZM216 184V185H215ZM243 184V185H242ZM251 184V185H250ZM188 185V186H187ZM201 185V186H200ZM215 185V186H214ZM221 185V187H218V186H220ZM224 185V186H223ZM248 185V186H247ZM255 187H254V186ZM176 186V187H175ZM178 186V187H177ZM181 186V187H180ZM182 186H184V187H182ZM200 186V187H199ZM257 186V187H256ZM174 187V188H173ZM194 187V188H193ZM213 187V188H212ZM218 187V188H217ZM236 187V188H235ZM244 187V188H243ZM248 187V188H247ZM251 189H250V188ZM187 188V189H186ZM190 188H191V191H195V192H189V190H190ZM192 188H193V190H192ZM204 188H206V189H204ZM237 188H238V190H237ZM239 188H242V189H239ZM246 188V189H245ZM254 188V189H253ZM202 189V190H201ZM211 189H213V190H211ZM228 189V190H227ZM231 191H230V190ZM249 189V190H248ZM253 189V190H252ZM257 189H258V191H257ZM199 190V191H198ZM223 190V191H222ZM226 190V191H225ZM233 190L235 191V192H233ZM237 190V191H236ZM260 190V191H259ZM262 190V191H261ZM170 191H172V192H170ZM174 191V192H173ZM196 191H197V193H196ZM214 191H217V193L216 192H214ZM228 191V192H227ZM241 191H242V193H241ZM224 192V193H223ZM247 192V193H246ZM250 192V193H249ZM256 192V193H255ZM262 194H261V193ZM208 193V194H207ZM230 193V194H229ZM238 193V194H237ZM258 193V194H257ZM171 194V195H170ZM195 196H194V195ZM206 194V195H205ZM211 194V195H210ZM224 194V195H223ZM239 194H240V196H239ZM260 194V195H259ZM174 195V196H173ZM184 195H186V196H184ZM204 195V196H203ZM214 195V196H213ZM244 195V196H243ZM176 196V197H175ZM202 196V197H201ZM208 196V197H207ZM230 196V197H229ZM247 196V197H246ZM255 196V197H254ZM173 199H172V198ZM191 197V198H190ZM220 197H222V198H220ZM236 197V198H235ZM238 197V198H237ZM252 197V198H251ZM186 198H187V200H186ZM201 198V199H200ZM206 198V199H205ZM250 198H251V200H250ZM184 199V200H183ZM188 199H189V201H188ZM194 199V200H193ZM204 199V200H203ZM218 199V200H217ZM221 201H220V200ZM223 199V200H222ZM239 199V200H238ZM244 199V200H243ZM174 200H176V201H174ZM185 200L187 201V202H185ZM199 200V201H198ZM233 200V201H232ZM171 201V202H170ZM212 203H211V202ZM232 201V202H231ZM242 201V202H241ZM249 201V202H248ZM254 201V202H253ZM170 202V203H169ZM176 202V203H175ZM195 202V203H194ZM215 202H217V203H215ZM221 202H222V206H220L221 208H219V205L221 204ZM224 202V203H223ZM234 202V203H233ZM244 202H246V203H244ZM184 203H186V204H184ZM209 203V204H208ZM215 203V204H214ZM220 203V204H219ZM236 203V204H235ZM259 203V204H258ZM174 204H176V205H174ZM180 204V205H179ZM204 204V205H203ZM207 204H208V206H207ZM214 204V205H213ZM226 204H227V206H226ZM230 206H229V205ZM240 204V205H239ZM171 205V206H170ZM192 205V206H191ZM199 205H200V207H199ZM211 205V206H210ZM213 205V206H212ZM262 205V206H261ZM173 206V207H172ZM179 206V207H178ZM182 206V207H181ZM188 206H190V207H188ZM198 206V207H197ZM226 206V207H225ZM239 206V207H238ZM241 206H243V207H241ZM247 206V207H246ZM193 207H195V208H193ZM203 207H205V208H203ZM215 207V208H214ZM216 207H217V209H216ZM222 207H225V210H224V208H222ZM262 207H263V210H262ZM169 208V209H168ZM173 208H175V209H173ZM178 208V209H177ZM198 208H199V210H198ZM212 208V209H211ZM238 208V209H237ZM240 208H242V209H240ZM181 209V210H180ZM182 209H185V210H182ZM187 209V210H186ZM190 209V210H189ZM204 209H206V211H204ZM216 209V210H215ZM218 209H219V211H218ZM231 209V210H230ZM235 210V211H234ZM176 211V212H175ZM178 211H179V213H178ZM199 213H198V212ZM203 211V212H202ZM210 211V212H209ZM218 211V212H217ZM221 211H223V213H222V215L224 216V218H222L223 216L222 215H219L220 213H221ZM259 211V212H258ZM174 212V213H173ZM185 212H186V214H185ZM214 212V213H213ZM226 212H227V214H228V212L230 213V214H226ZM190 213V214H189ZM216 213V214H215ZM237 214V215H234V214ZM262 213V214H261ZM169 214V215H168ZM180 214V215H179ZM210 214V215H209ZM243 214V215H242ZM179 217H178V216ZM227 215V216H226ZM253 215V216H252ZM261 215V216H260ZM171 216V217H170ZM184 216H185V218H184ZM188 216V217H187ZM197 216V217H196ZM201 216V217H200ZM202 216H204V218H202ZM231 216H232V218H231ZM234 216V217H233ZM239 216V217H238ZM138 217V216H137ZM160 217V216H159ZM170 217V218H169ZM179 218V220L181 221H179L177 218ZM196 217V218H195ZM229 217V218H228ZM242 217V218H241ZM259 217V218H258ZM140 218V217H139ZM142 218V217H141ZM174 218V219H173ZM181 218H182V220H181ZM212 218V219H211ZM218 218H219V221H221V224H220V222L218 221ZM220 218H222V219H220ZM228 218V219H227ZM234 218V219H233ZM170 219H171V221H170ZM202 219V220H201ZM216 219V220H215ZM225 219V220H224ZM234 221H233V220ZM238 219V220H237ZM239 219H241V220H239ZM173 220V221H172ZM200 220V222H197V221H199ZM205 220V221H204ZM212 220V221H211ZM237 220V221H236ZM262 220V221H261ZM140 221H141V219H140ZM160 221V220H159ZM175 221V223H173ZM195 221H196V225H195ZM214 221H216V223L214 222ZM184 222V223H183ZM225 222V223H224ZM231 222V223H230ZM257 222V223H256ZM165 223V224H164ZM178 223V224H177ZM189 223H191V224H189ZM202 223V224H201ZM206 223V224H205ZM213 223H214V225H216V226H214L213 225ZM229 223H230V225H229ZM249 223V224H248ZM147 224V226H148V223H146ZM152 224V225H151ZM158 224V225H157ZM173 224V225H172ZM183 224V225H182ZM198 224H199V226H198ZM211 224V225H210ZM224 224V225H223ZM235 224V225H234ZM240 224V225H239ZM242 224V225H241ZM248 224V225H247ZM262 224V225H261ZM139 225H140V227L142 226V224L141 223H139ZM155 225H157V226H155ZM169 225V226H168ZM178 227H177V226ZM188 225V226H187ZM190 225H191V227H190ZM143 226H144V224H143ZM160 226V227H159ZM173 226V227H172ZM197 226V227H196ZM205 228V227H208V228H205V229H201V228H203V227ZM210 226H212V227H210ZM219 226H220V228H219ZM222 226V227H221ZM167 227V228H166ZM171 227V228H170ZM176 227V228H175ZM182 227V228H181ZM196 227V228H195ZM142 229H143V227H141ZM140 228V232L142 233L143 232V230ZM164 228V229H163ZM168 228H170V229H168ZM186 228V229H185ZM191 228V229H190ZM216 228V229H215ZM227 228V229H226ZM257 228V229H256ZM178 229H179V231H178ZM181 229H182V231H181ZM196 229V230H195ZM198 229V230H197ZM241 231H240V230ZM255 229V230H254ZM142 230V231H141ZM175 230V231H174ZM200 230V231H199ZM207 230H209V231H207ZM212 230H213V232H212ZM216 232H215V231ZM218 230V231H217ZM236 230H237V232H236ZM247 232H246V231ZM258 230V231H257ZM150 231V232H151ZM163 231V234H165V236H163V237H165V238H161L162 240H163V242H162V240L160 239V237L161 236H159L158 237V235L157 234H160L161 232ZM170 231H171V233H170ZM197 231V232H196ZM207 231V232H206ZM245 232V234H244V232ZM250 231H251V233L252 232H254L255 231V233L252 235H249L250 234ZM187 232V233H186ZM205 232V233H204ZM215 232V233H214ZM229 232L230 233H235L233 236H231V234L229 235ZM260 232V233H259ZM154 233H155V235H154ZM177 233V234H176ZM202 233V234H201ZM205 235H204V234ZM241 233V234H240ZM162 234V233H161ZM167 234V235H166ZM171 234V235H170ZM185 234V235H184ZM189 234H191V235H189ZM226 234H228V235H226ZM168 235H169V237L171 238H169L168 239ZM173 235V236H172ZM179 235V236H178ZM183 235V236H182ZM202 236V239L200 238L201 236ZM211 235V236H210ZM216 235V236H215ZM223 235H224V237H223ZM235 235L237 236V237H235ZM156 236H157V238H156ZM167 236V237H166ZM176 236V237H175ZM183 237V238H181V241H180V238L179 237ZM186 236V237H185ZM198 236V237H197ZM222 238H221V237ZM226 236V237H225ZM227 236L229 237V239L227 238ZM257 236V237H256ZM190 239H189V238ZM192 237V238H191ZM232 237V238H231ZM234 237V238H233ZM255 237V238H254ZM161 240V243H160V241H159V239ZM173 238V239H172ZM177 238V239H176ZM225 240H224V239ZM227 238V239H226ZM231 238V239H230ZM236 238V239H235ZM258 238V239H257ZM260 238V239H259ZM152 239H153V237H152ZM166 239H168V240H166ZM187 241H186V240ZM188 239H189V241H188ZM233 239H235V240H233ZM241 239V240H240ZM243 239V240H242ZM166 240V241H165ZM171 240H173V241H171ZM199 240V241H198ZM203 240V241H202ZM206 240V241H205ZM217 240V241H216ZM231 240H233L232 242H230ZM248 240H250L249 241V243L247 242ZM174 241H175V245H174ZM178 241H179V243H178ZM198 241V242H197ZM210 241V242H209ZM223 241V242H222ZM252 241V242H251ZM257 241V242H256ZM259 241V242H258ZM167 242H168V246H167ZM200 242V243H199ZM203 242H204V245H203ZM206 242V243H205ZM221 242V243H220ZM186 243V244H185ZM194 243H196V245L194 244ZM197 243H198V245H197ZM202 243V244H201ZM209 243V244H208ZM212 245H211V244ZM222 243H223V245H222ZM238 243H239V245H238ZM158 244V245H157ZM165 244V245H164ZM177 244H179V246L177 245ZM181 244V245H180ZM228 244H230V245H228ZM237 244V245H236ZM254 244V245H253ZM258 244V245H257ZM150 245L148 246V247H150ZM192 245H194L193 246V248H192ZM200 245V246H199ZM225 245V246H224ZM228 245V246H227ZM242 245V246H241ZM184 246V247H183ZM187 246V247H186ZM195 246H196V248H195ZM209 246L211 247V248H209ZM220 246V247H219ZM235 246V247H234ZM237 246H238V248H237ZM134 247L136 248L137 246H135L134 245ZM160 247V248H159ZM162 247V248H161ZM167 247H168V249H167ZM171 247H173V248H171ZM206 247H208V248H206ZM223 247H224V249H223ZM230 247V248H229ZM246 247H248V248H246ZM259 249H258V248ZM150 248H152V247H150ZM181 248V249H180ZM201 248H202V250H201ZM213 248V249H212ZM243 248V249H242ZM163 249H165V250H163ZM189 249V250H188ZM198 249H200V250H198ZM207 251H206V250ZM225 249H228L229 250V252H231L236 258L234 259V257H233V255H232V257H230V260H222L223 258H224V256L222 257L221 255L223 254V251H221V250H225ZM234 249V250H233ZM262 249V250H261ZM148 250V249H147ZM152 249H149L148 250V252L149 251H151ZM193 252H192V251ZM214 250V251H213ZM218 250V251H217ZM219 250H220V252H219ZM236 250V251H235ZM253 250V251H252ZM162 251V252H161ZM166 251V252H165ZM168 251V252H167ZM186 251H187V253H186ZM197 251V252H196ZM243 251V252H242ZM151 252H154V250L153 251H151ZM150 252V253H151ZM171 252V253H170ZM193 254H192V253ZM201 252V253H200ZM210 252H213V253H210ZM239 252V253H238ZM241 252V253H240ZM250 252V253H249ZM263 253V254H261V253ZM158 253V254H159ZM166 253H167V255H166ZM172 253H173V255H172ZM179 255H178V254ZM195 253V254H194ZM202 253H204V254H202ZM220 253V254H219ZM222 253V254H221ZM243 253V254H242ZM164 254V255H163ZM171 254V255H170ZM197 254V255H196ZM199 254H201V255H199ZM210 254V255H209ZM212 254V255H211ZM185 255L187 256V257H185ZM190 255L192 256V257H190ZM196 255V256H195ZM199 255V256H198ZM202 255H204V256H206V257H204V256H202ZM209 255V256H208ZM215 255V256H214ZM153 256L154 257H156L157 256V253H153ZM176 256H178V257H176ZM194 256H195V258H194ZM202 256V257H201ZM208 256V257H207ZM210 256H213V258L212 257H210ZM219 256H221V258L222 259H220V257ZM158 257V256H157ZM200 257V258H199ZM204 257V258H203ZM165 258V259H164ZM182 258V259H181ZM184 258H185V260H184ZM209 258L211 259L212 258V260H209ZM181 259V260H180ZM192 261H191V260ZM198 259H199V261H198ZM209 261H207V260ZM216 261H215V260ZM206 260V261H205ZM183 261V262H182ZM191 261V262H190ZM196 261H198V262H196ZM205 261V262H204ZM215 261V262H214ZM261 261H264V259L263 260H261ZM168 262V263H167ZM194 262V263H193ZM90 264V263H89ZM152 264V263H151Z\"/></svg>",
  "mask_w": 264,
  "mask_h": 264
}]
</instances>
